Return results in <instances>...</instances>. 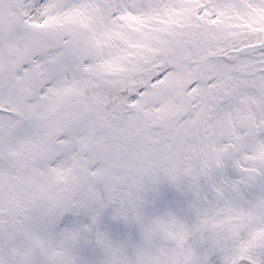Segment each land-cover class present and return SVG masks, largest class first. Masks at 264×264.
<instances>
[{
	"label": "snow or ice",
	"instance_id": "6c2138e0",
	"mask_svg": "<svg viewBox=\"0 0 264 264\" xmlns=\"http://www.w3.org/2000/svg\"><path fill=\"white\" fill-rule=\"evenodd\" d=\"M0 264H264V0H0Z\"/></svg>",
	"mask_w": 264,
	"mask_h": 264
},
{
	"label": "rangeland",
	"instance_id": "374dc122",
	"mask_svg": "<svg viewBox=\"0 0 264 264\" xmlns=\"http://www.w3.org/2000/svg\"><path fill=\"white\" fill-rule=\"evenodd\" d=\"M162 191L165 192V194L170 192L171 195H172V198H173L174 193L172 192V190L168 189L167 186H164V188L162 189Z\"/></svg>",
	"mask_w": 264,
	"mask_h": 264
},
{
	"label": "flooded vegetation",
	"instance_id": "af4514ba",
	"mask_svg": "<svg viewBox=\"0 0 264 264\" xmlns=\"http://www.w3.org/2000/svg\"><path fill=\"white\" fill-rule=\"evenodd\" d=\"M165 194V192H163Z\"/></svg>",
	"mask_w": 264,
	"mask_h": 264
}]
</instances>
